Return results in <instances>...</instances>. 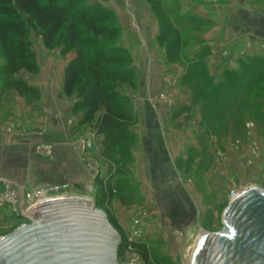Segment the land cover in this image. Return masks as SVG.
<instances>
[{"label":"rangeland","instance_id":"obj_1","mask_svg":"<svg viewBox=\"0 0 264 264\" xmlns=\"http://www.w3.org/2000/svg\"><path fill=\"white\" fill-rule=\"evenodd\" d=\"M46 1L39 0L41 4ZM134 1L140 2L146 11L145 25L149 23L148 33L151 39L148 37L149 49L138 35L141 46L135 39V42L131 41V45L141 48L142 69L147 63L155 66L152 70L159 74L147 76L144 71L140 72L130 44L126 46L123 42L124 27L131 34L133 31L140 32L135 20L131 19L129 22L127 19V25H124L122 17L112 9L118 4L126 7L128 0H76L75 11L83 7L106 11L109 15L105 23L107 31L118 32L113 38L107 32L93 37L91 31L79 25L80 37L84 41L80 48L88 59L94 51L93 46L98 42L106 47L114 46L125 51L120 58L123 62L127 61L123 68L131 72L127 75L131 81L118 84L117 91L128 99V111L132 108L136 117L130 131L138 121L134 100H152L159 103L158 110L164 111H171V103L180 100V114L191 112L193 107L195 112L201 114L200 125L204 132L198 140L202 149L200 155L206 158L201 160L200 168L210 162L214 177L220 176L216 179L218 182L213 184L214 189L210 194L202 191L201 205L205 204L206 208L201 209L200 204L198 208L189 201L187 184L182 182L180 200L174 201L178 206L168 205L163 199L158 203L155 200L152 210L143 208L131 211L130 214L128 211V217H125L129 220L128 227L119 226L118 219L111 211L116 204L113 203L114 199H118L122 206L125 198L137 199V191L130 187L128 176H125L128 172L125 163L130 159V148L138 141L137 135L131 131L134 140L119 146L111 156L104 154L103 140L101 144H96V148L91 150H98L94 154L100 160L98 164L92 163L89 174L76 163L89 166L88 161L92 160L86 154L90 149L83 150L78 144L81 141H91L95 146L96 135L101 134L97 133L94 123L81 124L83 113L74 114L71 109V115H67L65 122L69 132L68 146L73 152L67 159L73 165L68 170L63 169V154L54 155L52 144L36 135L32 152L21 151L19 183L14 185L6 180L0 182V238L28 223L25 216L20 214L19 199L21 200L22 193L24 197L29 196L22 206L24 208L36 201L33 194L37 191L69 184L76 195L87 196L77 190L81 191L88 185L93 187V193L88 196L93 198L95 208L107 215L121 240L129 243L124 256L118 258L119 264L133 263L134 260L135 264H186L189 250L203 232L217 233L222 230V215L228 206V195L232 189L264 190V0ZM127 16L123 15L124 18ZM151 29L153 32H150ZM63 35L64 29L55 38L53 46L47 48L41 32L30 30L26 40L30 42L29 50L38 66V73L20 70L14 74L13 79L22 80L27 85L29 81L43 83L49 77L58 80L61 76L60 62L72 61L76 56V49L66 55L61 54ZM18 39L17 36L10 37L9 43ZM152 48L156 49L154 56L150 55ZM145 49H148L147 52ZM44 52L47 58L43 57ZM39 60L46 63L43 71L39 70ZM7 62V51L0 41V98L7 91H14L25 99L27 109L33 101L40 99V91L34 87L38 97L33 99L34 97L20 95L11 88L9 84L12 77L4 75ZM71 97L77 100L75 96ZM187 100H191L189 107L185 105ZM78 114L81 115L79 120L75 117ZM188 117L185 115L181 124L189 120ZM16 124L9 121L5 126L7 128L9 125L10 128ZM19 124L20 132L23 133L20 121ZM42 146H49L50 151H39L38 148ZM190 151L187 162L193 160L198 152L193 148ZM105 163L111 164V169L100 177L98 165L100 167ZM76 174L83 177L79 181H73L76 180ZM92 181L94 184H91ZM101 190L107 194L102 203H98V198L102 199ZM135 219L139 220L142 231L139 236L133 237L131 232ZM145 253L146 259L143 256Z\"/></svg>","mask_w":264,"mask_h":264},{"label":"crops","instance_id":"obj_2","mask_svg":"<svg viewBox=\"0 0 264 264\" xmlns=\"http://www.w3.org/2000/svg\"><path fill=\"white\" fill-rule=\"evenodd\" d=\"M112 9L122 17L124 25H127V19H129V22L133 19L139 26L138 30L140 32L133 31V37L126 27L123 26L124 36L122 37L124 44L126 43V46L130 44L132 48L138 70L140 69V72L144 71L147 76L153 73V75L159 74L156 70H152L155 66L152 67L147 63L144 65V69H142L140 66V58L142 56L141 48L138 49L137 46L131 45V41L135 39L139 47L141 46L137 35L145 41L146 47L150 45L148 41L149 38L151 39L148 33L150 27L149 23L145 25L147 18H144V16L147 14L142 4L134 0H128L126 7L118 4L117 7L115 6ZM123 15H128V18H124ZM150 32H153V30L151 29ZM147 48L149 49V47ZM148 49H145V52ZM155 51L156 49L152 48L150 55L154 56ZM43 57L47 58L45 52L43 53ZM68 61L70 60L60 62L61 76H59L58 80L55 81L49 77V80L43 83L28 82L29 86L39 89L40 99L33 101L27 109L25 108V99L17 95L14 91H7L0 98V182L6 180L14 185L19 183L21 151L27 152L30 150L32 152L34 143L36 142V135H40L45 142L52 144L54 155L57 153L63 154V160L61 161L63 169L68 170L73 165L67 159V156L70 154L73 155V152L68 146L69 132L65 120L68 118V114L71 115V109L77 100L74 97H66L63 94L64 68ZM37 62L39 70L43 71L46 63L43 64L40 60ZM49 68L50 66L46 70L48 71ZM190 101H185V105L189 107ZM64 104L67 106L65 107ZM133 104L138 121L131 128V131L134 135H137L138 141L130 148L131 156L125 163L128 174L126 173L125 176H128V184L130 187H134L135 191H137V199L131 200L125 198L123 199L124 203L122 206L120 205V201L115 198L113 203L116 202V204L111 208L113 215L118 219L119 226L125 228L129 225V220L125 218L128 217L126 215L128 211L130 214L131 211L136 212L143 208L152 210L154 208L153 203H158L162 199L168 205H177L174 201L177 202L180 200V183L182 182L187 184L186 190L190 195L189 201L191 200L193 202L192 204L200 208L198 205H201L203 202L202 191L210 194L214 189L213 184L217 183L218 181L216 179L220 177H214L210 162L209 164L205 163L200 168L201 160L205 159L206 156L200 155L202 149L198 137H200L204 130L201 129L200 125L201 114L195 112L194 107L191 112L180 114V100L172 102L171 106H169L171 107V111L167 110L168 112L162 109L158 110L159 103H155L152 100L150 102L148 100H134ZM185 115L187 117L191 115V118L189 116V120L187 119V121L181 124ZM80 116L78 114L75 117L79 120ZM9 121L13 124L17 122V124L12 125L10 128L7 125L6 128L5 124ZM19 121L22 123L23 133L20 132ZM102 140L103 137L101 135H96L95 141L97 143H95L94 147L96 148V144L98 143L101 144ZM192 148L198 151L196 154H199H195L194 159L187 162L189 158L188 153ZM209 148H211L210 145ZM96 151L98 152L96 149L95 151L90 149L86 154V157L92 160L88 161V163L90 162L89 166H84L82 163L77 162L78 167L89 173L92 163L98 164L100 160L94 154ZM101 166L99 167L98 165V173H100V177H103L110 171L111 164L105 163ZM76 175L78 177L76 176V180L73 181H79L83 177V175ZM91 184H94L93 181ZM218 185L220 184L218 183ZM126 205L130 206L126 208ZM205 208V204L203 206L201 205V209Z\"/></svg>","mask_w":264,"mask_h":264},{"label":"trees","instance_id":"obj_3","mask_svg":"<svg viewBox=\"0 0 264 264\" xmlns=\"http://www.w3.org/2000/svg\"><path fill=\"white\" fill-rule=\"evenodd\" d=\"M75 5L76 0H47L45 4L39 0H0V41L8 55L4 75L12 77L9 86L20 95L37 98L38 92L34 87L22 80L13 79L14 74L20 70L38 73L26 37L30 30H38L45 47L50 48L64 29L61 54L66 55L76 49V56L66 64L63 94L77 98L72 112L83 113L81 124H95L97 133L103 136L104 154L111 156L119 146L134 140L130 127L136 117L132 108L128 111V99L117 91L118 84L131 81L127 76L131 72L123 68L127 61L123 62L120 58L125 51L114 46L106 47L98 42L93 46L90 59L86 58L84 50L80 48L84 41L80 37L79 25L91 31L93 37L107 32L113 38L118 32L107 31L105 23L109 15L106 11L88 7L75 11ZM16 36L19 39L9 43V38ZM106 194V191L101 190L102 199L98 198V203H102ZM128 245V242L121 240L119 259L124 256ZM143 256L146 259V253Z\"/></svg>","mask_w":264,"mask_h":264},{"label":"water","instance_id":"obj_4","mask_svg":"<svg viewBox=\"0 0 264 264\" xmlns=\"http://www.w3.org/2000/svg\"><path fill=\"white\" fill-rule=\"evenodd\" d=\"M24 216L27 224L0 238V264H119L121 237L92 199L46 200ZM222 225L202 233L189 264H264V190H243Z\"/></svg>","mask_w":264,"mask_h":264},{"label":"built area","instance_id":"obj_5","mask_svg":"<svg viewBox=\"0 0 264 264\" xmlns=\"http://www.w3.org/2000/svg\"><path fill=\"white\" fill-rule=\"evenodd\" d=\"M78 145H81V148L84 149H92L94 147V143L91 141H81V143H79ZM41 149H43L44 152H49L50 151V147L49 146H42L38 148L39 151H41ZM79 192L82 193H86V195H76L75 191L73 192V188L72 186H70L69 184H61V185H55L52 186L48 189H46L45 191H40V192H35L33 195L36 198V201L28 206L22 208L23 205L26 204V198L29 197H24L22 193L21 195V200L19 199L20 203H19V209H20V214L22 213L23 215L35 204L46 201V200H51V199H56V198H68V197H84V198H88V199H92V197L88 196L90 193H93V187L92 186H85L84 188H82V190H77ZM242 191H239L237 189H232L229 192L228 195V202H230L231 200H233L234 198H236ZM25 203V204H24ZM25 210H27L25 212ZM133 230H132V235L133 237L139 236L141 234V226H140V222L139 220L135 219L133 220ZM135 260L133 261V263H129V264H135L134 263Z\"/></svg>","mask_w":264,"mask_h":264},{"label":"bare ground","instance_id":"obj_6","mask_svg":"<svg viewBox=\"0 0 264 264\" xmlns=\"http://www.w3.org/2000/svg\"><path fill=\"white\" fill-rule=\"evenodd\" d=\"M244 190H246V189H244ZM26 211H27V210H25V212H26ZM201 235H202V234H201ZM201 235H200V237H201ZM200 237H199V238H200ZM199 238L196 240V242H195V244L193 245V247L189 250V252H188V256H187L186 259H185L186 264H189V262H190V260H191V257H192V255H193L194 249H195V247H196V244H197Z\"/></svg>","mask_w":264,"mask_h":264}]
</instances>
